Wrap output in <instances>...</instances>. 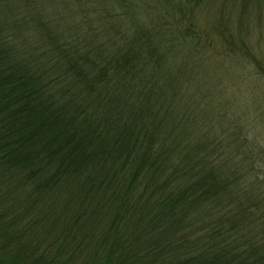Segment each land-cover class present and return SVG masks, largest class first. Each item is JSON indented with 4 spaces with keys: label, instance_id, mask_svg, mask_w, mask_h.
<instances>
[{
    "label": "trees",
    "instance_id": "obj_1",
    "mask_svg": "<svg viewBox=\"0 0 264 264\" xmlns=\"http://www.w3.org/2000/svg\"><path fill=\"white\" fill-rule=\"evenodd\" d=\"M263 14L0 0V264H264Z\"/></svg>",
    "mask_w": 264,
    "mask_h": 264
},
{
    "label": "rangeland",
    "instance_id": "obj_2",
    "mask_svg": "<svg viewBox=\"0 0 264 264\" xmlns=\"http://www.w3.org/2000/svg\"><path fill=\"white\" fill-rule=\"evenodd\" d=\"M261 20L263 21L262 22L263 26H261V28H260V31H261V39L260 40L262 42V50L264 51V14H263V17ZM257 32H258V29L255 30V33H254L255 35L253 34L254 38L258 37ZM263 56H264V53H263ZM209 63L211 65H213L214 67L218 68L217 67L218 64L215 61L211 60V61H209ZM233 64L234 63H232V61L231 62L229 61L227 66H229V68H230V73L228 72V74L226 75L227 77H225V75L223 76V84L225 83L224 85L233 87L235 89H241V90H244L247 87V85H249L248 88H250L252 90H254V87H256V90H254V92L256 91V94L258 95V99L264 102V95H263L264 94V81L258 85L256 83L252 84L250 82V79H248L246 77V76L250 77V75L247 73V71H244L246 68H244V69L242 68L243 69L242 70ZM242 76H244L247 80L243 79ZM262 126H264V124ZM259 130L260 129H258L256 132H258Z\"/></svg>",
    "mask_w": 264,
    "mask_h": 264
}]
</instances>
